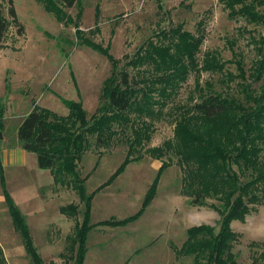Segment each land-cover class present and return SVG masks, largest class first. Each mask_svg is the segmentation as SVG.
I'll return each mask as SVG.
<instances>
[{
  "label": "rangeland",
  "instance_id": "1",
  "mask_svg": "<svg viewBox=\"0 0 264 264\" xmlns=\"http://www.w3.org/2000/svg\"><path fill=\"white\" fill-rule=\"evenodd\" d=\"M11 5L17 23L9 14ZM0 7L9 22L0 47V154L20 145L17 127L35 105L66 115L61 98L80 100L91 118L104 103L101 87L113 68L99 50L107 49L121 67L141 45L156 40L158 32L182 23L192 33H204L199 61L206 53L225 61L221 71H191L171 99L162 106H152V113L144 118L149 124V139L143 138L132 150L131 156L139 158L128 162L91 200L90 223L94 226L87 233L83 264H192L193 256L176 255L172 243L179 247L192 225L207 223L217 231L221 217L209 205L221 206L222 202L206 196L204 205L193 204L192 188L185 184V171L177 155L168 150L158 159L146 149L173 140L180 115L208 89L237 98H243L242 84L256 94L261 92L264 70L259 79L252 73L264 57V24L230 18L222 0H77L74 6L64 8L67 22L58 21L36 0H0ZM258 9L264 12V4ZM236 60L242 62L244 79L238 75ZM130 116L135 117L134 113ZM113 128L115 133L104 146L96 143L95 134L88 135L87 150L76 169L79 177L88 175L84 181L87 193L105 182L125 159L132 130L117 124ZM25 159V163L2 165L5 187L28 214L43 263L76 264L77 244L72 240L85 207L72 188L73 176L62 174L55 181L49 169L38 167L34 152L27 151ZM162 160L169 165L160 174L155 196L139 216L121 226L99 224L139 211ZM233 169L237 171L235 165ZM68 203L78 204L75 216L61 213L60 206ZM250 206L243 221L231 222L238 233L232 250L241 264L259 258L263 249L264 200ZM0 220L9 222L2 214ZM12 240L15 263L31 264L28 254L16 252L17 239ZM0 260L8 264L1 246Z\"/></svg>",
  "mask_w": 264,
  "mask_h": 264
},
{
  "label": "trees",
  "instance_id": "2",
  "mask_svg": "<svg viewBox=\"0 0 264 264\" xmlns=\"http://www.w3.org/2000/svg\"><path fill=\"white\" fill-rule=\"evenodd\" d=\"M36 1L43 4L44 10L52 13L60 22H67L64 8H70L77 2ZM222 3L230 18L243 17L249 23L264 24V12L258 9L264 0H222ZM9 14L13 22L17 23L12 5ZM200 24L201 21L199 27ZM8 26L9 22L0 7V47ZM21 28L19 26V30ZM203 38L202 31L192 33L184 29L182 23H177L158 32L156 40L149 39L141 45L121 67L118 66L119 59L114 58L107 49L99 50L111 61L113 68L101 87L104 103L97 107L91 118L87 117L80 100L61 98L68 110L66 115H58L48 108L35 105L18 125L17 138L25 150L36 154L39 168L49 169L55 181L62 174L73 176L72 188L85 207L82 222L76 223L72 240L74 245L77 244L73 257L76 264H83L87 233L94 226L90 223L92 197L112 182L128 162L139 158L131 154L143 138L149 139V124L144 118L152 113V106H162L171 99L191 71L223 70L225 61L213 53H206L199 61L197 54ZM235 62L238 75L244 79L241 60ZM256 64L252 75L259 79L264 70V57ZM128 67L135 72L131 74ZM242 87L243 98L212 89L202 92L200 99L192 103L176 121L174 139L146 149L158 159L168 150L177 155L185 171V184L192 188L193 204L204 205L206 196L217 197L222 202L221 206L209 205L221 217L217 231L207 223L192 225L187 228V236L179 247L172 243L176 255L193 256L192 264H241L232 250L238 233L231 228V222L243 221L252 209L250 205L264 200V86L257 94L244 84ZM131 113H134V118L130 116ZM136 121L141 123L135 124ZM114 124L129 126L132 130L133 138L129 142L125 159L105 182L87 193L84 181L88 175L78 176L77 163L87 150L88 135L95 134L96 143L104 146L115 133ZM168 165V161L162 160L139 211L123 219H105L98 223L121 226L135 220L155 196L160 174ZM242 176L248 178L243 180ZM0 185L12 223L21 235L31 264H44L33 243L25 216L5 187L1 160ZM60 211L66 216H75L78 204L62 205ZM262 248L260 257L250 264H264V242ZM0 264L4 262L0 260Z\"/></svg>",
  "mask_w": 264,
  "mask_h": 264
},
{
  "label": "crops",
  "instance_id": "3",
  "mask_svg": "<svg viewBox=\"0 0 264 264\" xmlns=\"http://www.w3.org/2000/svg\"><path fill=\"white\" fill-rule=\"evenodd\" d=\"M26 153H27V150H25L20 144L16 148H13V150L2 152L0 154V160H1V163L3 162L2 165L5 162L14 163L15 161L25 163ZM17 207L19 208L21 213L25 216V220H26L27 226H28L30 234H31L30 224L28 222V214L23 209H21L19 206H17ZM1 214L4 216H7L9 218V222H8V220H0V246H1V249L3 251V256H4V258L8 264H16L14 261L16 259V256H14V251L12 249L13 247L11 246L12 245L11 243L14 242L12 239L16 238L17 239L16 241H18V242H16L17 245L15 247V250L17 253L22 252L24 254H27V252L25 250V247H24V244H23V241H22V238H21L19 231H17L15 229V227L12 223V219H11V216L9 213V209H8L7 203L5 201V197L3 195L2 190L0 193V215ZM9 226L11 227V229L8 228ZM46 227H45V229H46ZM4 228H7L8 230H4ZM31 236L33 239L34 237L32 234H31ZM33 243H34V240H33ZM34 245H35V243H34Z\"/></svg>",
  "mask_w": 264,
  "mask_h": 264
}]
</instances>
